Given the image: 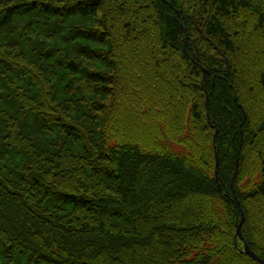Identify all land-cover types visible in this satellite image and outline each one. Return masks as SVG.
Returning <instances> with one entry per match:
<instances>
[{
    "label": "trees",
    "instance_id": "obj_1",
    "mask_svg": "<svg viewBox=\"0 0 264 264\" xmlns=\"http://www.w3.org/2000/svg\"><path fill=\"white\" fill-rule=\"evenodd\" d=\"M238 201L264 258V0H0V264H262Z\"/></svg>",
    "mask_w": 264,
    "mask_h": 264
},
{
    "label": "water",
    "instance_id": "obj_2",
    "mask_svg": "<svg viewBox=\"0 0 264 264\" xmlns=\"http://www.w3.org/2000/svg\"><path fill=\"white\" fill-rule=\"evenodd\" d=\"M180 20V19H179ZM181 21V20H180ZM209 105V103L207 104ZM209 114V112H208ZM209 116V115H208ZM216 126V125H214ZM218 131V129H217ZM217 131L215 133V136H214V140L216 141V138H217ZM215 155H216V178L218 181H220L221 179V176H220V157H219V152L218 150L216 149L215 151ZM237 172H238V164H237V167L234 171V174H233V180H232V186H234V179L237 175ZM237 205L239 206L240 210H241V214H242V219L241 221L238 223V226H237V235L241 238V240L244 242V246H245V252L248 253L252 258H254L255 260L261 262L262 264H264V258L260 257L249 245L248 241L246 240L245 236L243 235L242 233V229H241V226H242V221L244 219V211H243V208L241 206V203L240 201L237 202Z\"/></svg>",
    "mask_w": 264,
    "mask_h": 264
}]
</instances>
